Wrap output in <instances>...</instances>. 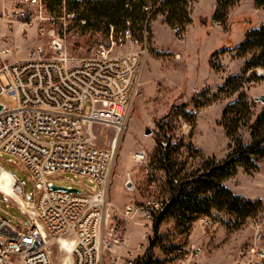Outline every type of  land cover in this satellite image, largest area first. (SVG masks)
<instances>
[{
    "label": "rangeland",
    "instance_id": "obj_1",
    "mask_svg": "<svg viewBox=\"0 0 264 264\" xmlns=\"http://www.w3.org/2000/svg\"><path fill=\"white\" fill-rule=\"evenodd\" d=\"M213 10L215 0H189L188 12H191L194 21L188 25L191 27L187 37L188 26L183 34L180 31L174 34L173 28L165 24L170 33L165 25L158 23L155 25L157 43L163 48L154 46L152 35L151 41L145 46L133 42L122 51L129 52L139 47L147 49L126 127L118 132L112 127L94 125L91 133L97 146L114 147L115 150L113 166L107 179L108 202L117 214L126 206L134 207L135 211L120 224L122 241L104 250L99 264H127L130 260H136L124 248L126 235L130 233V229H126L129 221L137 222L141 227L138 245H135L136 237L130 235V248L145 254L149 243L153 241V259L160 264H239L240 251L244 246L253 241L260 228L264 233V160L251 175L239 168L235 176L223 182L235 195L261 201L262 206L255 213V217L259 218L257 225L251 222V218L234 225L229 216L213 210L211 215L206 216L212 222L211 227L205 228L198 219L193 222L187 239L179 236L172 219L161 225L157 235L152 230L153 215L160 210L161 203L168 199L165 174L154 161L159 135H162L163 140H169L171 145L181 144L173 153V158L183 165L187 173L200 169L209 158L222 161L231 151V140L222 126V113L227 105L237 99L239 92L227 98L217 93L228 76L241 73L245 61L236 58L235 48L229 47H238L248 31L264 25V9L257 8L254 0H239L229 9L227 23L223 26L212 20ZM159 19L162 22V17L156 20ZM72 24L68 22V25ZM37 26L34 23L15 31L9 43L12 53L5 58L7 62L26 57L28 51L36 46L47 47L50 39L41 36ZM56 28L59 31L60 25ZM105 41L100 33L89 36L82 31L79 39L67 36L65 45L69 54L85 57L90 56L98 44ZM18 45L22 47H16ZM256 74L263 79L244 82L240 91L245 93L248 100L255 102L251 122L264 107L263 102L255 100L264 95V69H257ZM0 102L9 106L13 99L1 97ZM88 112L89 103L84 109L85 114ZM145 129L150 131L149 135H145ZM238 136L243 144L250 143L247 129L238 131ZM0 166L4 170L0 172V218L18 228L30 226L27 216L33 211L31 204H25L24 209L19 207L8 195V190L20 187L22 197L20 190L18 195L35 203L39 186L33 184L15 157L0 154ZM48 178L50 185L74 188L82 193L97 189V185L88 178L69 172ZM144 210L150 211L151 218L144 215ZM112 225L111 221L107 224L108 228ZM108 228L106 233L110 231ZM109 237L112 239L113 236ZM184 241L196 244L202 252L183 262L173 258L174 247L184 244ZM47 248L52 264H69V253L60 246L59 240H51Z\"/></svg>",
    "mask_w": 264,
    "mask_h": 264
},
{
    "label": "built area",
    "instance_id": "obj_2",
    "mask_svg": "<svg viewBox=\"0 0 264 264\" xmlns=\"http://www.w3.org/2000/svg\"><path fill=\"white\" fill-rule=\"evenodd\" d=\"M11 3L10 10L0 12V98L13 99L9 106L0 102V154L15 157L39 186V193L35 203L22 198L33 209L27 216L30 226L18 228L0 218V264H52L48 244L61 239L70 244L69 264H99L103 251L122 241L120 224L135 209L126 206L117 214L108 202L107 179L115 150L97 146L91 129L94 125L118 132L125 129L147 49L122 52L139 42L130 29L116 35L110 27L102 35L106 41L90 56L71 55L65 45L67 36L82 37L68 25L73 14L63 12L56 17L43 0ZM34 23L39 34L50 39L47 47L36 46L26 57L7 62L15 31ZM173 32L179 34V28ZM65 172L88 178L97 189L79 194L53 189L48 177ZM20 193L22 197L21 189ZM143 213L151 218L149 210ZM199 220L205 228L212 225L209 218ZM258 220L251 218L255 225ZM256 233L240 251L239 264H264V233L261 228ZM201 252L199 246L185 241L175 258L183 262ZM127 264L147 263L140 258Z\"/></svg>",
    "mask_w": 264,
    "mask_h": 264
},
{
    "label": "trees",
    "instance_id": "obj_3",
    "mask_svg": "<svg viewBox=\"0 0 264 264\" xmlns=\"http://www.w3.org/2000/svg\"><path fill=\"white\" fill-rule=\"evenodd\" d=\"M48 12L60 17L63 12L73 14L72 28L88 34L106 35L110 27L114 33L130 29L139 42L149 43L152 39L151 24L162 17V22L170 28H179L180 34L191 23L189 0H43ZM239 0H215L212 20L220 25L227 23L228 11ZM257 8L264 9V0H254ZM221 52V51H220ZM217 53H219L217 51ZM216 53H214V56ZM236 58L245 59L239 75H230L218 89L217 95L227 98L239 92L237 99L226 106L222 113V126L230 141V153L224 160L207 159L200 169L184 172L173 158L181 144L171 145L169 140L157 139L155 162L165 174L168 199L153 217L152 230L157 235L161 225L169 219L175 222L179 236L187 239L193 222L212 214V211L229 216L234 225L242 224L252 218L261 208V201H251L235 195L223 185L232 178L239 168L248 175L258 170L264 160V107L256 119L251 122L255 102L247 99L243 83L257 81V69H264V25L248 31L243 42L235 48ZM249 58L246 59V57ZM249 131L250 143L245 145L238 131ZM180 166V167H179ZM152 216V214H151ZM185 243V241H184ZM173 249V258L176 250ZM154 243L151 241L143 255L147 264H160L153 259ZM138 260V259H137Z\"/></svg>",
    "mask_w": 264,
    "mask_h": 264
},
{
    "label": "crops",
    "instance_id": "obj_4",
    "mask_svg": "<svg viewBox=\"0 0 264 264\" xmlns=\"http://www.w3.org/2000/svg\"><path fill=\"white\" fill-rule=\"evenodd\" d=\"M11 5H12V3H11V0H0V12L1 11H5V10H10L11 9ZM213 12H214V10H213ZM213 12L211 13V14H213ZM189 15H190V19H191V21H192V23H193V21H194V19L192 18V15H191V12L189 11ZM158 23H160L161 25H165V24H163L162 22H161V20L159 19V20H155L154 22H152V25H151V30H152V35H153V39H154V46L156 47V48H158V49H161V48H163V47H160L159 45H158V43H157V38H156V33H155V25L156 24H158ZM192 23H191V25H192ZM191 25L190 26H188V29H187V31H186V37H187V35H188V33H189V30H190V27H191ZM166 26V25H165ZM167 27V26H166ZM167 29H168V31L171 33V31H170V29L167 27ZM16 47H22V46H20V45H18V46H16ZM234 48H236V47H229V49H234ZM227 49V48H226ZM217 51H219V50H217ZM230 59V58H229ZM225 64V63H224ZM126 229L128 230V229H130V233L129 234H127L126 235V240H125V250L126 251H128L129 253H130V255H131V257H133V258H135V259H138L137 257H138V255H140V257L139 258H142L143 257V255H144V253L141 251V252H136V251H133L131 248H130V246H129V237H130V235H132V236H135L136 237V244L135 245H138V243H137V240H138V238H139V236H140V233H141V227L138 225V223L137 222H127V224H126Z\"/></svg>",
    "mask_w": 264,
    "mask_h": 264
},
{
    "label": "bare ground",
    "instance_id": "obj_5",
    "mask_svg": "<svg viewBox=\"0 0 264 264\" xmlns=\"http://www.w3.org/2000/svg\"><path fill=\"white\" fill-rule=\"evenodd\" d=\"M116 142H117V140L114 143H116ZM19 190L20 189H19V187L17 188V186L14 187V188H11L10 190H8V195L10 196L11 199H13L17 203V205H19V207L24 209L25 208V204H27V203L18 195ZM59 244H60V246H62V248L67 253L69 252V249H70V244L69 243H67L64 239L63 240L61 239V240H59Z\"/></svg>",
    "mask_w": 264,
    "mask_h": 264
},
{
    "label": "water",
    "instance_id": "obj_6",
    "mask_svg": "<svg viewBox=\"0 0 264 264\" xmlns=\"http://www.w3.org/2000/svg\"><path fill=\"white\" fill-rule=\"evenodd\" d=\"M255 100H256V101H261V102L264 103V95H261V96L257 97ZM149 134H150V131H149L148 129H145V135H149ZM52 188H53V189H60V190L71 191V192H73V193H77V194L80 193V190H78V189H74V188H73V189H68V188L56 187V186H53Z\"/></svg>",
    "mask_w": 264,
    "mask_h": 264
}]
</instances>
